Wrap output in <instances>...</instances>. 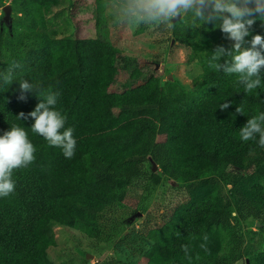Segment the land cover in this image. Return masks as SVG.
<instances>
[{
	"label": "trees",
	"instance_id": "obj_1",
	"mask_svg": "<svg viewBox=\"0 0 264 264\" xmlns=\"http://www.w3.org/2000/svg\"><path fill=\"white\" fill-rule=\"evenodd\" d=\"M61 1L12 0L11 27L0 17V135L22 127L36 148L35 161L14 171L15 191L0 198V264H56L48 254L57 245L54 223L99 238V216L127 198L145 160L161 169L152 183L162 175L171 181L159 223L147 219V264H264V148L239 135L264 112V71L260 87L245 94L236 75L207 62L233 42L212 24L177 21L171 36L193 50L202 72L189 99L167 94L155 65L125 55L108 37V0H95L96 36L52 37L48 14ZM256 34L264 36L259 20L246 39ZM13 64L14 83L6 85ZM21 79L37 93L60 94L57 110L77 141L71 159L31 131L33 119L17 118L39 102L35 93L17 99ZM222 103L230 107L222 111Z\"/></svg>",
	"mask_w": 264,
	"mask_h": 264
},
{
	"label": "rangeland",
	"instance_id": "obj_2",
	"mask_svg": "<svg viewBox=\"0 0 264 264\" xmlns=\"http://www.w3.org/2000/svg\"><path fill=\"white\" fill-rule=\"evenodd\" d=\"M7 4L12 6L11 18L16 13L12 0H3L0 7V17L3 19V7ZM104 24L110 40L125 55L139 57L142 63L153 64L161 71L165 93L183 99L190 98V91L199 83L202 69L193 50L172 38V28L116 23L110 7L106 10ZM47 25L54 38L96 36L99 29L95 17V0H62L49 12ZM140 165V179L129 188L127 198L99 216L102 223L99 238L90 237L79 230L70 231L60 223L53 224L57 245L50 247L48 254L56 264H147L146 252L153 243L146 232L147 219L152 224L159 223V213L164 211L165 193L171 181L162 175L160 184L155 185L150 181V176L159 170L161 173V169L157 167L154 170V163L151 169L148 160ZM259 226L257 223L249 227L246 234L257 230ZM261 233L264 237V227ZM237 264L248 263L242 259Z\"/></svg>",
	"mask_w": 264,
	"mask_h": 264
},
{
	"label": "clouds",
	"instance_id": "obj_3",
	"mask_svg": "<svg viewBox=\"0 0 264 264\" xmlns=\"http://www.w3.org/2000/svg\"><path fill=\"white\" fill-rule=\"evenodd\" d=\"M114 22L147 27L175 26L174 20L189 28H200L212 24L232 41L226 48L217 46L208 58V66L226 75H236L245 94H251L260 87L264 71V36L252 35V26L257 20L264 23V0H108ZM19 67L13 64L3 76V83L12 85L13 71ZM20 101H26L27 93H35L39 102L33 111L19 113L18 119L34 120L31 131L42 136L52 147H59L67 159L75 155L77 141L74 129L65 128L66 117L57 110L59 93L49 90L37 93L36 86L28 79L18 83ZM230 103H222L220 110H227ZM236 112L243 115V108ZM63 129V131H62ZM244 142L256 141L264 148V112L247 119L239 130ZM258 137V140H257ZM36 148L29 140L24 128L12 126L0 135V198H6L15 191L14 171L28 168L34 161ZM185 250L186 249V246Z\"/></svg>",
	"mask_w": 264,
	"mask_h": 264
},
{
	"label": "water",
	"instance_id": "obj_4",
	"mask_svg": "<svg viewBox=\"0 0 264 264\" xmlns=\"http://www.w3.org/2000/svg\"><path fill=\"white\" fill-rule=\"evenodd\" d=\"M3 11L5 12V16L3 19V22H6L9 24V27H11V11H12V6L10 4H7L3 7ZM157 164L154 163V170L157 169Z\"/></svg>",
	"mask_w": 264,
	"mask_h": 264
}]
</instances>
